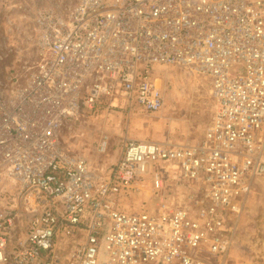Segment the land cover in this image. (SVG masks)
I'll list each match as a JSON object with an SVG mask.
<instances>
[{"label": "built area", "instance_id": "built-area-1", "mask_svg": "<svg viewBox=\"0 0 264 264\" xmlns=\"http://www.w3.org/2000/svg\"><path fill=\"white\" fill-rule=\"evenodd\" d=\"M36 25L35 71L0 72V264H228L264 178V0H76ZM158 67L210 80L199 142L126 138L109 168L64 146L85 109L162 111Z\"/></svg>", "mask_w": 264, "mask_h": 264}, {"label": "rangeland", "instance_id": "rangeland-1", "mask_svg": "<svg viewBox=\"0 0 264 264\" xmlns=\"http://www.w3.org/2000/svg\"><path fill=\"white\" fill-rule=\"evenodd\" d=\"M75 3L0 0V41L8 47L0 72L2 68L6 71V79L15 77L23 84L41 63L35 32L39 15L52 9L65 13ZM156 78L166 98L162 111L148 114L135 107L129 117L124 108L108 109L106 104L85 109L64 129V146L88 158L91 165L109 168L120 160L126 138L158 143L199 142L213 119L210 80L179 67H158ZM102 141L108 144L105 153L99 152ZM242 222L228 264H264V178L255 188Z\"/></svg>", "mask_w": 264, "mask_h": 264}, {"label": "crops", "instance_id": "crops-1", "mask_svg": "<svg viewBox=\"0 0 264 264\" xmlns=\"http://www.w3.org/2000/svg\"><path fill=\"white\" fill-rule=\"evenodd\" d=\"M259 182H260V181H259ZM252 196H253V194H252ZM252 196H251V198H250V201H249L248 207H249V205H250V202H251ZM247 209H248V208H247ZM246 211H247V210H246ZM245 213H246V212H245ZM242 223H243V222H242ZM239 230H240V229H239ZM236 244H237V243H236ZM236 244H235V246H236ZM235 246H234V247H235ZM234 247H233V248H234ZM231 253H232V251H231ZM231 253H230V255H231ZM229 258H230V256H229Z\"/></svg>", "mask_w": 264, "mask_h": 264}]
</instances>
